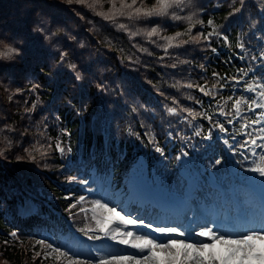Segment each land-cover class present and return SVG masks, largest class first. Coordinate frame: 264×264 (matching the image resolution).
I'll return each instance as SVG.
<instances>
[{"label": "trees", "instance_id": "trees-1", "mask_svg": "<svg viewBox=\"0 0 264 264\" xmlns=\"http://www.w3.org/2000/svg\"><path fill=\"white\" fill-rule=\"evenodd\" d=\"M155 2L136 0L128 9L121 0H0V51L16 50L0 57V264L5 256L59 264L21 242L66 234L72 240L66 220L79 232L91 221L94 178L109 183V202L125 213L172 209L167 221L177 220V206L163 197L164 186L189 205L211 191H243L244 200L256 194L234 186L260 163L261 148L250 141L264 145V107H248L249 97L264 105V0H185L166 17H136L135 8ZM153 28L157 34L149 36ZM200 33L216 34L205 40ZM243 141L249 143L239 147ZM79 196L86 207L69 209ZM148 221L153 228L165 222ZM142 228L135 233L150 236Z\"/></svg>", "mask_w": 264, "mask_h": 264}, {"label": "snow or ice", "instance_id": "snow-or-ice-1", "mask_svg": "<svg viewBox=\"0 0 264 264\" xmlns=\"http://www.w3.org/2000/svg\"><path fill=\"white\" fill-rule=\"evenodd\" d=\"M77 2L84 3L85 0H77ZM95 2L99 3V0H95ZM135 4L136 0H132V4H125L124 0H121L122 8L126 7L128 9H132L133 5ZM182 5H185V0H156L155 4L146 11L142 12L141 8H135L134 14L137 18H147L152 16L166 17L169 15L170 10L180 8ZM113 7L115 8L114 3ZM236 11H239V9H236ZM120 14L123 15L124 13L120 12ZM132 14L133 13H129V15ZM173 18L176 20L180 19V17L175 15L174 12ZM185 19L191 22L192 16L185 17ZM212 23L213 22L211 20L208 21V24ZM121 27H123V25ZM188 31H190V29ZM156 34V28H153L151 32L148 33L149 36ZM214 34L216 33H209L208 35L200 33L199 36H203V38L207 40ZM180 35V33H176V36ZM199 36L193 37V39L196 40L199 38ZM166 39L169 42V46H172L171 41L174 38L168 37ZM227 39L228 37L225 36L224 40L227 41ZM180 43L186 44L188 41H181ZM240 47L243 48V45ZM5 48V51H0V57L8 58L16 51L14 48L7 45ZM213 51H215V49H213ZM240 59H244V57L240 56ZM201 67H203V65ZM237 71L240 73H245L243 68H240ZM213 76H219V74L214 72ZM223 79L224 77H220V80ZM231 79L236 81L237 84L239 83L236 76H232ZM245 84L247 91H256L251 85H247V82H245ZM224 86V84H221V87ZM188 87L192 88L193 85L189 84ZM260 87L264 88V84H261ZM199 88L200 91L204 92L205 95H210L209 92L205 91L203 86H199ZM258 95L260 98L264 99V91L259 92ZM229 99L231 100L232 97L229 96ZM249 100V110L254 111L252 109V104L264 107V105H261L258 100L252 97H249ZM240 103V99H236L234 102L237 112L240 110ZM29 111H31V109H29ZM169 111L173 114L176 113L175 108H171ZM188 111L190 115H196L192 113L191 110ZM220 114L227 116V114L223 112L222 108ZM262 116H264V114H262ZM209 119L211 120V117H209ZM227 123H233V121L228 119ZM251 123H259V120H252ZM214 127H219L221 132L228 131L222 123L214 124ZM247 127V124L243 125L244 129H247ZM260 131L264 132V128H261ZM260 139L264 140V136L260 137ZM250 142L252 145L261 148V153L259 156L260 163L253 161L256 166L253 167L251 171L258 173L261 177H264V145H257L256 139H252ZM248 143L249 141H243L239 147H245ZM235 147L236 145L234 142L232 149L233 151H235ZM56 149L61 153L65 151V149L61 147L59 143L56 144ZM68 150L70 151V149ZM155 150L162 153V149L159 147H157ZM252 155L256 156L257 153L253 151ZM216 163L219 164L220 160H217ZM85 200L86 198L84 196H79L76 198V203L69 204V209L76 208L77 205L82 204V202H85ZM96 210H100L99 215L96 214ZM86 211L87 210L83 207L80 208V212L86 214ZM92 211V219L95 221L96 228L104 234V237L113 241H117V243L120 245H126L128 248L135 249L136 253H139L128 255L109 254L101 257L97 261V264H247L249 260H257L260 261L261 264H264V249H261L259 253H257V249L255 248V242H264V217H262L253 227L249 228L248 231L239 233L235 236L221 233L218 230H213L212 228L203 227L200 229L197 235L206 239L192 242H189L187 239H177L170 236V234H178L180 237H187L190 235L188 232L178 231L176 227L157 226L153 229V231L161 234V236H169V238L166 240L158 241L155 237L145 234H136L133 231L127 230L128 226L143 225L145 222L141 219L133 218L130 214L125 213L123 209L118 211L116 206L110 207L107 202H102L101 199L92 201ZM109 225L115 226L109 227ZM147 227L152 228L153 226L148 224ZM81 231H83V229H81ZM85 234L87 235V233ZM12 235L15 236L16 234L12 233ZM89 239L99 240L101 237L93 235L89 236ZM36 244L40 245L41 248L45 250V259L52 254H55V258L57 260H60L61 257L66 258L67 264H93L92 260H81L79 255L76 253H72L70 255V248H64L61 245H54L53 243L49 242L47 238L38 239ZM218 245L219 249L217 248ZM158 253L163 254V259H161ZM240 253H243V255H240ZM35 255L39 256L41 253H36Z\"/></svg>", "mask_w": 264, "mask_h": 264}, {"label": "rangeland", "instance_id": "rangeland-1", "mask_svg": "<svg viewBox=\"0 0 264 264\" xmlns=\"http://www.w3.org/2000/svg\"><path fill=\"white\" fill-rule=\"evenodd\" d=\"M22 144H20V146H22ZM250 179L252 182H254L255 184H257L262 190H264V177H261L258 173H255L253 172L252 174L250 173ZM254 177V179H253ZM167 186H164L163 189L165 190L166 194L163 195V197H169V198H173L174 197V191L173 193L172 192H168V188H166ZM150 189V188H148ZM157 190V188H156ZM151 191V190H150ZM152 192V191H151ZM257 198V197H256ZM257 200H259L257 198ZM102 202H105V201H102ZM87 204V202H82L81 206H85ZM89 207H90V210L93 214V211H92V204H88ZM86 207V206H85ZM112 207V206H110ZM86 210H88V208H85ZM96 214L99 215L100 214V210H96ZM93 216V215H92ZM71 219L69 220V223L67 222V224H70L71 223ZM91 221H92V224L89 223V222H85L83 223V226L81 227V229H83V231H81L80 229V232L81 234L84 236V237H87L89 239V236H93V235H96V236H100L101 238H105L106 240H108L109 242H112V243H115V244H118L117 241H113V240H110L106 237H104V234L101 232V233H97L99 230L96 228V224H95V221L91 218ZM115 225H109V227H114ZM248 226H252V225H247ZM208 228H212V229H215L214 227H208ZM97 231V232H95ZM219 232L223 233V231L221 229H219ZM87 233V235L85 234ZM241 233V232H239ZM239 233H234L232 231H229L225 234H231L233 236L239 234ZM177 239H184V238H177ZM48 241L53 243L54 245H58V241L52 237H49L48 238ZM207 242V241H206ZM22 244H24L27 248L29 249H32L34 254L33 256H36L35 254L36 253H41V255H39L41 258L44 257V252L45 250L41 248L40 245L36 244V241L35 240H24L23 242H21ZM120 245V244H119ZM125 245H120V247H123ZM217 248L219 249V245L217 246ZM255 248L257 249V253H259V251L261 249H264V242H260V241H257L255 242ZM50 251V250H48ZM124 252V251H123ZM123 255H127V254H123ZM158 255L161 257V259H163V254L162 253H158ZM240 255H243V253H240ZM49 257H52L54 259V261L56 263H59V264H67V259L66 258H63L61 257L60 260H57L55 258V254H52L51 256ZM80 257V256H79ZM5 259V262L4 264H30L31 262L29 261L28 257H26L25 259H20V258H15V259H9L7 258L6 256L4 257ZM81 259V258H80ZM99 260V259H98ZM3 263V262H2ZM247 264H261L260 261H257V260H249L247 262Z\"/></svg>", "mask_w": 264, "mask_h": 264}]
</instances>
